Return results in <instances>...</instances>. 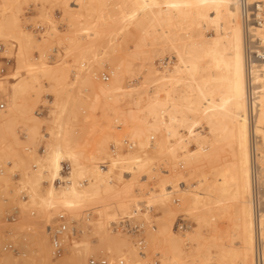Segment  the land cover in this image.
I'll return each instance as SVG.
<instances>
[{
  "label": "rangeland",
  "instance_id": "obj_1",
  "mask_svg": "<svg viewBox=\"0 0 264 264\" xmlns=\"http://www.w3.org/2000/svg\"><path fill=\"white\" fill-rule=\"evenodd\" d=\"M133 2L134 0H0V81L7 89L14 82L25 81L26 84L17 93L18 108L11 128L0 134V264H86L90 257H106L111 263L121 260L123 264H127V259L132 258L129 249L121 247L119 251L122 252L118 256L114 245L109 250L106 246L99 245V236L94 234L96 224L112 236H130L135 251L143 255V259L139 260L140 264H177L171 263V256H167L169 254L163 250L166 247L165 237L168 236L163 231L167 225H170L171 232L177 237L176 245L183 251L182 264H202L207 255L217 259L221 255L220 249H226L227 245L235 248L236 242L234 240V243H230L229 232L235 222L232 216L233 204H229L225 213L217 216L211 225H202L196 222V217L203 203L200 202L196 207V213L194 209L189 213L179 210L183 195L178 187L171 185V190L175 193L168 205L173 214L166 216L157 205L148 203L149 200L140 195L141 185L138 187L135 184H141L142 181L147 188H154L163 172L169 168V158L168 155H156L153 150L154 142L159 141V135H150L154 138L152 144L140 148L139 141L131 131L115 122L111 108L114 106L123 111L134 110V103L132 97L125 96L120 91L102 95L98 90L104 83L99 79L100 74H108V82L114 81L123 91H126L127 86L134 85L142 95L144 90L148 93L155 91V86L151 87L154 81L153 84L150 81L156 77L149 67L160 68L162 64L171 68L176 62L169 56L172 55L170 52L161 51L153 42L156 29L148 27V20L137 18L131 24L129 20L127 22L133 8L135 10ZM174 31L177 34L183 33L177 29ZM206 34L214 35V31L209 29ZM43 69L47 71L42 73ZM148 70L152 71L148 73ZM161 70L162 68L159 69ZM218 98L220 94L216 93V99ZM4 103L7 113L8 100ZM61 104H67L62 124L65 127L62 128L70 146L81 154L80 163L87 170H92L96 163L103 161H106L109 168L113 158L109 151L111 143L118 148L116 156L126 154L127 151L120 148L123 138L134 142L136 148L132 151L149 159L151 166H146L144 172L132 174L131 178L137 179L132 182L133 187L131 185L127 195L123 194L124 197L105 199L106 196H103L97 200L100 204L96 201L98 205L92 203L95 201H89L90 205L97 206L95 209L91 210L92 206L88 202L89 207L84 204L85 207L81 210L77 209L76 215L80 216L77 217L80 220L83 218V210H91L93 218L88 220V224L84 218L79 221L86 226L88 234L83 237L77 226L79 222L75 221L79 234L66 244L62 257L52 261L48 259L41 236L45 235L44 228L53 222L56 213L48 216L44 214L47 212H39L36 206H30L31 191L24 174L37 169L34 168L37 160L43 163L42 159L54 143L51 133L56 131L55 116ZM29 113L36 120H27L26 115ZM143 120L144 123L149 122L148 117ZM196 130L207 134L204 124ZM195 148L196 145L190 141L188 149ZM45 150L46 153H43ZM263 151L261 153L264 156ZM175 165L178 174L184 177L183 188H190L201 178V170L191 173L183 161ZM62 166V174L66 175L69 163L64 161ZM262 167L264 168V164ZM40 168L41 165L37 170ZM117 173L118 170L112 168L109 174L112 179L110 185L116 193L128 183L119 180ZM261 177L259 187L262 190L264 170ZM47 181L45 177L41 180L42 185L38 187L40 194L47 189ZM22 190H25L27 196L24 200L20 195ZM261 199L264 200V196ZM112 200H121L123 203L139 201L141 214L132 218L123 215L113 220L112 214L115 215L118 209ZM109 204L110 207L107 206ZM131 209H134L133 205ZM146 212L147 217L144 216ZM122 218L132 226L142 224L140 233L112 232L109 224ZM194 232L200 233L198 241L191 238ZM217 237L218 243H213L211 238ZM139 239L143 241L141 246H137ZM85 242L89 247L86 250L83 247ZM6 244H11L15 251H3ZM226 260L227 264H238L237 261L230 262L229 258Z\"/></svg>",
  "mask_w": 264,
  "mask_h": 264
},
{
  "label": "bare ground",
  "instance_id": "obj_2",
  "mask_svg": "<svg viewBox=\"0 0 264 264\" xmlns=\"http://www.w3.org/2000/svg\"><path fill=\"white\" fill-rule=\"evenodd\" d=\"M260 1L264 4V0ZM133 4L135 10L133 8L127 22L129 20L131 24L138 19L148 20L150 24L147 26L156 29L153 42L161 51L170 52L172 55L169 56L176 62L171 68L160 64L161 71L159 67H149L156 77L150 81L152 84L154 81V85L150 83L151 87L155 86L153 93L144 90L142 96L134 85L127 86L126 91H123L114 81L104 82L98 88L102 95L110 91H120L125 96L132 97L134 110L123 111L114 106L111 108L115 122L131 131L139 141L140 148L152 144L150 140L154 138L150 135H159V141L154 142L153 150L156 155H168L169 159H166L169 160V168L163 172L158 182L155 181L154 188H147L142 181L141 184L135 183L138 187L141 185L142 193L139 194L144 195L149 200L148 203L157 205L164 215L171 216L173 211L168 202L175 193L171 190L173 184L183 195L179 210L189 213L194 209L196 213V207L202 202L203 206L199 209L196 222L207 226L211 225L217 216H222L229 204H233L232 216L235 222L229 232L230 243H234V240L236 242L235 248L227 245L226 249H220L221 255H218L217 259L207 255L202 264H227L226 258H229L230 262L237 261L238 264H253V246L256 238L262 242L264 257V210L255 213L252 199L249 133L245 115L244 42L237 0H134ZM175 29L183 33L177 34ZM209 29L214 31V35L207 36ZM260 37L264 41V33ZM152 70H148V73ZM46 71L43 69L42 73ZM24 82H14L10 84V89H7L0 81V103L3 104L0 134L10 129L15 120L14 113L18 108L17 93L25 88ZM260 83L261 95L255 134L259 136L264 149V76ZM216 93L220 94V98L216 99ZM6 99L7 113L4 103ZM58 110L55 116L56 125L54 124L56 131L51 133L54 143L47 153L46 150L43 151L46 153L42 159L43 163L37 162L38 160L34 162V168L38 169L41 165L40 170L24 174L31 191L30 206H36L37 211H45L47 213L44 214L47 215L56 213L53 222L48 224L50 226L56 224V217L61 211L71 215L74 221L81 222L84 217L81 220L77 218L80 216L76 215V210H81L87 202L89 204V201H95L92 203L98 205L96 201L103 196H106L105 199H119L123 194L127 195L137 179H132V174L144 172L146 166H151L149 159L142 158L132 151L136 146L131 141L134 148L127 150L124 155L115 154L116 157L110 160L109 168H101L99 163H96L92 170H87L80 163L81 154L70 146L63 129L65 126H62L67 104L59 105ZM144 117H148L149 122L144 123ZM26 119L34 121L36 117L29 113ZM202 124L205 125L207 134L196 130ZM190 141L196 145L193 150L188 149ZM64 161L70 166L65 176L62 174ZM179 161H183L191 173L200 170L202 173L196 184L188 189L182 187L184 177L176 170L175 164ZM259 164H264L262 153ZM112 168L118 170L119 180L128 181L122 191L117 193L110 185L112 179L109 174ZM44 177L48 179V187L46 186L45 192L40 194L38 187L42 185L41 180ZM262 192L264 193V188ZM123 202L119 200L112 203L118 209L115 215L112 214L113 220L123 215L132 218L141 214L139 201ZM131 205L134 206L133 210ZM107 206L110 207L111 204ZM96 207L92 206L91 210ZM144 216H148L147 212ZM80 222L77 226L83 237H86L88 230ZM94 227V234L99 236V245L106 246L108 250L114 245L118 256L122 252L119 251L120 248L126 247L132 257L127 259V264H140L139 260L143 259V255L135 251L130 236H112L111 233L103 231L99 224ZM163 232L168 234L163 250L169 254L167 256H171L170 262L182 264L183 251L176 245L177 237L171 232L170 225H167ZM41 237L48 259L58 260L50 256V244L46 234ZM191 238L198 241L200 233H192ZM211 239L213 243L219 241L218 237ZM83 247L85 250L89 248L86 242ZM217 247L220 248L219 245ZM165 252L161 254L165 255ZM121 262L123 264V261Z\"/></svg>",
  "mask_w": 264,
  "mask_h": 264
},
{
  "label": "built area",
  "instance_id": "obj_3",
  "mask_svg": "<svg viewBox=\"0 0 264 264\" xmlns=\"http://www.w3.org/2000/svg\"><path fill=\"white\" fill-rule=\"evenodd\" d=\"M240 22L243 30L244 42V75H245V108L246 120L249 133V156H250V180L252 186V199L255 213L264 210V200L261 199L264 193L260 189V180L264 168L259 164V158L263 147L258 135L255 134V126L259 113V98L261 95L260 80L264 76V41L260 35L264 33V4L261 1L237 0ZM38 29V27H37ZM168 62V61H167ZM99 79L102 82L109 80V75L101 73ZM3 112V105L0 103V114ZM153 141L152 139L150 140ZM120 148L124 151L134 148V144L127 138L120 141ZM110 155L115 157L118 148L113 143L110 144ZM101 168L107 165L106 161L99 163ZM64 173V172H63ZM66 173V172H65ZM65 176V175H63ZM21 199L27 198L25 191L20 192ZM91 210H84L83 217L88 224V220L93 217ZM75 221L64 211L56 217V224L46 225L44 232L50 244V256L52 259H59L65 253V246L72 242L79 231L76 229ZM143 225L132 226L128 220L122 218L118 222L110 223L109 228L114 233H140ZM143 241L138 240L137 246H141ZM15 249L11 244H6L3 251ZM86 264H122L121 261L111 263L106 257H90ZM253 264H264L262 242L259 238L255 239L253 246Z\"/></svg>",
  "mask_w": 264,
  "mask_h": 264
}]
</instances>
